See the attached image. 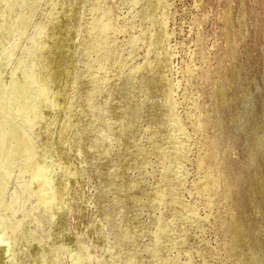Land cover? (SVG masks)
Returning <instances> with one entry per match:
<instances>
[{
  "label": "rangeland",
  "instance_id": "rangeland-1",
  "mask_svg": "<svg viewBox=\"0 0 264 264\" xmlns=\"http://www.w3.org/2000/svg\"><path fill=\"white\" fill-rule=\"evenodd\" d=\"M0 264H264V0H0Z\"/></svg>",
  "mask_w": 264,
  "mask_h": 264
},
{
  "label": "bare ground",
  "instance_id": "bare-ground-1",
  "mask_svg": "<svg viewBox=\"0 0 264 264\" xmlns=\"http://www.w3.org/2000/svg\"><path fill=\"white\" fill-rule=\"evenodd\" d=\"M46 80H47V74H45L44 77H43V83H44V84H45ZM43 83L41 82V84H42V89L45 90V89H46V84L44 85ZM46 90H47V89H46Z\"/></svg>",
  "mask_w": 264,
  "mask_h": 264
}]
</instances>
